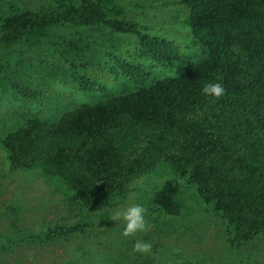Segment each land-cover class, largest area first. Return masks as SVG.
<instances>
[{"label": "trees", "instance_id": "16d2710c", "mask_svg": "<svg viewBox=\"0 0 264 264\" xmlns=\"http://www.w3.org/2000/svg\"><path fill=\"white\" fill-rule=\"evenodd\" d=\"M122 1L54 0L30 8L10 4L3 11L0 0L2 87L19 88V73L6 75L14 60L8 49L48 45L68 65L67 71L52 69L54 77L77 76L89 92L95 84L85 73L90 63L78 59L90 49L86 32L93 31L134 36L139 51L167 70L122 62L114 87L101 86L92 101L0 127L10 172L59 180L71 203L91 210L123 198L132 181L161 170L170 179L153 191V211L179 216L183 182L225 223L231 244L252 242L264 234V0H177L188 11L185 24L197 48L190 54L141 31ZM57 29L74 31L80 44L55 40ZM209 82L220 83L223 95L203 94ZM80 232L60 225L39 240ZM26 238L7 242L20 246Z\"/></svg>", "mask_w": 264, "mask_h": 264}, {"label": "rangeland", "instance_id": "374dc122", "mask_svg": "<svg viewBox=\"0 0 264 264\" xmlns=\"http://www.w3.org/2000/svg\"><path fill=\"white\" fill-rule=\"evenodd\" d=\"M53 1L2 0V6L5 11L10 4L30 8ZM122 4L141 31L165 39L180 53L196 52L185 24L188 11L177 0H123ZM57 30L55 40L71 38L80 44L74 31ZM86 34L88 37H81L87 38L90 49L78 60L90 63L85 73L95 84L89 92L81 89L77 76L67 80L54 77L52 69L67 71L68 65L57 52L53 56L48 45L6 51L14 54L6 75L17 71L19 88L12 83L0 85V127L29 115L58 116L92 101L101 86L114 87L122 62L167 73L139 51L134 36L113 35L107 30ZM17 51L20 55L16 57ZM5 156L0 150V264H264V234L245 245L231 244L225 223L199 201L193 186L180 182L184 208L179 216L153 211V191L170 179L161 170L132 181L123 198L101 201L88 210L71 203L59 180L41 179L34 171L10 172ZM136 204L145 209V230L124 237L118 213ZM60 225L80 227L81 232L53 242L39 240L46 229ZM24 237L20 246L7 242ZM136 240L148 241L151 250L143 254L133 251Z\"/></svg>", "mask_w": 264, "mask_h": 264}, {"label": "clouds", "instance_id": "9594fccd", "mask_svg": "<svg viewBox=\"0 0 264 264\" xmlns=\"http://www.w3.org/2000/svg\"><path fill=\"white\" fill-rule=\"evenodd\" d=\"M201 92L205 95L219 98L223 95L224 89L220 83H206ZM145 209L139 205H133L122 209L118 216L123 222L121 235L124 237L135 236L136 233L145 230L146 222L144 218ZM135 252L148 253L151 250V244L148 241L136 240L132 245Z\"/></svg>", "mask_w": 264, "mask_h": 264}]
</instances>
